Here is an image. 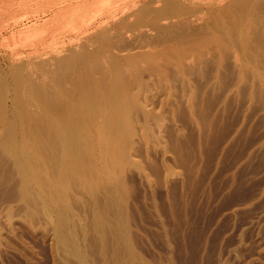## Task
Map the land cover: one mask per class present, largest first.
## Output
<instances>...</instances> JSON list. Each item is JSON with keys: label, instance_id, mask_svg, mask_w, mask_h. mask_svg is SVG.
Here are the masks:
<instances>
[{"label": "rangeland", "instance_id": "rangeland-1", "mask_svg": "<svg viewBox=\"0 0 264 264\" xmlns=\"http://www.w3.org/2000/svg\"><path fill=\"white\" fill-rule=\"evenodd\" d=\"M76 1L0 0V264H264V0Z\"/></svg>", "mask_w": 264, "mask_h": 264}, {"label": "bare ground", "instance_id": "bare-ground-1", "mask_svg": "<svg viewBox=\"0 0 264 264\" xmlns=\"http://www.w3.org/2000/svg\"><path fill=\"white\" fill-rule=\"evenodd\" d=\"M95 1H98V0H81V1H76L74 2V5H68V8L67 7H63V9L66 10V8L69 10L68 12H66L65 10V13L68 14L69 18L73 19H79V16L82 15L84 12H89L87 10H90L92 9V6H93V3ZM97 3V2H96ZM59 11V10H58ZM62 11V10H61ZM67 16V15H66ZM84 16H85V13H84ZM81 18L83 16H80ZM68 18V17H67ZM74 19V20H75ZM82 20V19H80ZM85 25V23H84ZM72 27V26H71ZM32 30V31H31ZM74 30V29H73ZM33 33V29H30L29 31L28 30H23L22 33H20V36H22L23 38H28L29 36H31V34ZM41 35V34H40ZM33 36V35H32ZM21 39V38H19ZM20 41V40H19ZM114 96V95H113ZM29 101V100H28ZM33 101V100H32ZM31 102V101H30ZM118 103V102H117ZM16 107V106H15ZM31 108V107H30ZM44 109V108H43ZM115 111V110H114ZM118 112V111H117ZM113 113V112H112ZM119 113V112H118ZM116 114V113H115ZM31 116V115H30ZM112 116V115H111ZM51 117V116H50ZM54 118H57L56 116ZM68 118V117H67ZM118 119V118H117ZM120 119H118L119 121ZM48 124L52 127L53 129V133H54V136L61 140V142H66V145H69L71 142H70V137L71 135L68 136L67 138V134H65V131H68L67 133H71L72 131V128L71 126L69 125L68 127L64 128L63 125L64 123H62V125L57 122V121H54V120H47ZM108 121V120H107ZM109 122V121H108ZM120 122V121H119ZM75 124V123H74ZM110 125V124H109ZM117 126V125H116ZM51 129V130H52ZM14 129L8 124L5 128V131H4V134H3V139L2 141L0 142V146L7 152H9L16 160V164H17V169L19 170V172L21 173V176H22V179H23V185L24 187H27V185H33V182L36 181V178H35V174H34V170H33V160L34 159V155L32 152H29L27 147H26V144L23 141H17L15 139V136H14ZM70 131V132H69ZM49 135V134H48ZM83 138V137H82ZM65 145V143H64ZM70 147V146H69ZM83 147V146H82ZM68 149V148H67ZM65 152V151H64ZM81 152V151H80ZM68 153V152H67ZM82 154V153H81ZM65 155V154H64ZM67 156V154H66ZM71 156V155H70ZM76 157V156H75ZM39 158V157H38ZM43 158V156H42ZM75 159V158H74ZM76 161V160H74ZM39 167V166H38ZM36 168V167H34ZM58 178V177H57ZM38 180V178H37ZM39 182V181H38ZM38 182H36L37 184H39ZM58 182V181H57ZM42 184V183H41ZM29 185V186H30ZM37 186V185H36ZM39 186V185H38ZM37 186V187H38ZM41 186V185H40ZM41 188V187H39ZM38 188V189H39ZM59 188V187H58ZM41 191V190H40ZM46 204V203H44ZM50 204V203H49ZM48 207V206H47Z\"/></svg>", "mask_w": 264, "mask_h": 264}]
</instances>
